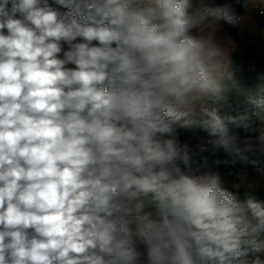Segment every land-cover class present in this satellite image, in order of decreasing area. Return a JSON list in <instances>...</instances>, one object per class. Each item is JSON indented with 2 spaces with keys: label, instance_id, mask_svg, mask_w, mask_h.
Returning <instances> with one entry per match:
<instances>
[{
  "label": "clouds",
  "instance_id": "clouds-1",
  "mask_svg": "<svg viewBox=\"0 0 264 264\" xmlns=\"http://www.w3.org/2000/svg\"><path fill=\"white\" fill-rule=\"evenodd\" d=\"M54 3L0 0V264H264V203L179 141L264 172V114L218 107L231 8ZM243 94L264 110V77Z\"/></svg>",
  "mask_w": 264,
  "mask_h": 264
},
{
  "label": "trees",
  "instance_id": "trees-1",
  "mask_svg": "<svg viewBox=\"0 0 264 264\" xmlns=\"http://www.w3.org/2000/svg\"><path fill=\"white\" fill-rule=\"evenodd\" d=\"M52 7L57 8L62 14L68 10L56 5L54 0H49ZM229 6L233 13L238 15H246L251 11L246 5V0H191V11L202 8H216ZM11 4H9V7ZM17 18V17H16ZM230 32L232 37L237 42L236 49L228 64L229 71L234 73V80L240 88V92L232 88L230 81H224L226 89L224 99L219 102L221 115L224 116H239L247 115L254 126H259V118L257 113L264 114V110L255 108L248 104L243 91L251 89L255 86L261 77H264V20L258 19L257 27L262 29L256 33L251 31L248 33V39L240 37L239 26L229 24L221 20ZM6 31V30H5ZM195 34V31H194ZM75 67L74 65H70ZM241 131L242 130H237ZM195 135L189 130L178 129L179 141L181 144H187L189 150L194 153V158L199 160L201 156L207 158V163L210 170L218 171L223 181V186L233 192L239 202H245L251 198L258 202L264 203V172L258 171L254 166L245 164L240 161L232 162L231 158L227 157L223 152L211 154L210 152L199 153L197 149V136L206 135L199 128L194 130ZM220 163L217 164L216 161ZM251 180H256L258 186L249 184ZM143 250V246H140Z\"/></svg>",
  "mask_w": 264,
  "mask_h": 264
},
{
  "label": "crops",
  "instance_id": "crops-1",
  "mask_svg": "<svg viewBox=\"0 0 264 264\" xmlns=\"http://www.w3.org/2000/svg\"><path fill=\"white\" fill-rule=\"evenodd\" d=\"M246 5L251 12L247 13L246 24L239 26L240 37L243 39H248V33L251 31H255L256 33L262 31V29L260 27H257L256 25L259 19L256 16L258 15V12L260 10H264V4L260 3L259 0H246ZM248 16H251L252 19L250 20ZM262 19L264 20V17H262ZM195 34L198 35V33ZM263 36H264V31H263ZM214 41L223 51L225 63L229 64L232 55L236 49L237 42L232 37L229 30L221 23H219V26L214 34ZM62 46L64 47V49H67V44H63ZM68 67L71 66L68 65Z\"/></svg>",
  "mask_w": 264,
  "mask_h": 264
},
{
  "label": "built area",
  "instance_id": "built-area-1",
  "mask_svg": "<svg viewBox=\"0 0 264 264\" xmlns=\"http://www.w3.org/2000/svg\"><path fill=\"white\" fill-rule=\"evenodd\" d=\"M246 17H247V14L246 15L245 14L244 15H238V21H237V25L236 26L245 25L246 22H247V18ZM248 17H249L250 20L252 19L251 16H248ZM256 17L257 18L264 17V10H260ZM17 18H20L19 14H17Z\"/></svg>",
  "mask_w": 264,
  "mask_h": 264
},
{
  "label": "rangeland",
  "instance_id": "rangeland-1",
  "mask_svg": "<svg viewBox=\"0 0 264 264\" xmlns=\"http://www.w3.org/2000/svg\"><path fill=\"white\" fill-rule=\"evenodd\" d=\"M235 25H237V23H235ZM249 184L252 186H258V182L256 180H251ZM261 258L264 259V254H261Z\"/></svg>",
  "mask_w": 264,
  "mask_h": 264
},
{
  "label": "bare ground",
  "instance_id": "bare-ground-1",
  "mask_svg": "<svg viewBox=\"0 0 264 264\" xmlns=\"http://www.w3.org/2000/svg\"><path fill=\"white\" fill-rule=\"evenodd\" d=\"M237 18H238V16H237ZM237 21H238V19H237ZM237 23V22H236ZM233 24H235V23H233Z\"/></svg>",
  "mask_w": 264,
  "mask_h": 264
}]
</instances>
